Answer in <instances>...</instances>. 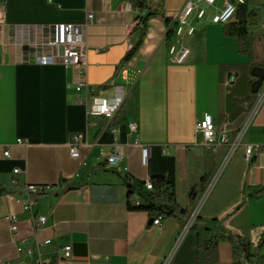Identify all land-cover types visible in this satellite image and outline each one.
<instances>
[{
  "label": "crops",
  "instance_id": "1",
  "mask_svg": "<svg viewBox=\"0 0 264 264\" xmlns=\"http://www.w3.org/2000/svg\"><path fill=\"white\" fill-rule=\"evenodd\" d=\"M188 1L197 0H148L150 10L159 14L149 19L142 46L120 70L133 42L134 11L127 0H7L0 5V186L13 192L0 196L1 261L16 264L18 246L31 242L32 213L17 201L27 184L51 186L38 196L34 213L48 216L39 236L52 243L40 253L54 264H164L166 259L167 264H197L198 232L238 233L250 239L252 249L257 246L264 233V99L190 223L228 149L207 150L197 133L200 119L211 115L221 122L228 113L234 136L248 115L243 106L248 82L258 91L255 102L264 83V0H244L262 14L250 55H240L236 39L224 36L223 24L211 22L224 8L219 0L202 5L206 17H190L195 32L185 44L191 53L185 62L171 63L167 19L172 21ZM61 24H88L85 75L59 60L36 61L44 52L38 44L53 38ZM248 65L257 66L253 73ZM232 72L239 78L230 89L226 78ZM81 81L98 88L100 96L125 98L122 114L111 124L118 129L124 156L114 166L107 165L106 157L115 135L110 128L88 125V108L77 103L87 98L76 89ZM77 133L83 137L75 158L70 143ZM247 145L260 148L251 160ZM155 174L166 175L177 187V213L160 225L148 212L127 205L129 198L141 199L137 186ZM125 177L135 185L131 196ZM69 183L78 186L67 189ZM194 186L200 190L191 201ZM142 190L148 192L144 185ZM9 214L18 217L17 237ZM66 245L73 249L68 258L62 257ZM214 264H234L228 241L219 243Z\"/></svg>",
  "mask_w": 264,
  "mask_h": 264
},
{
  "label": "built area",
  "instance_id": "2",
  "mask_svg": "<svg viewBox=\"0 0 264 264\" xmlns=\"http://www.w3.org/2000/svg\"><path fill=\"white\" fill-rule=\"evenodd\" d=\"M219 0H197L188 1L182 11H180L173 20L169 23V39L168 45V58L171 63H183L187 60L191 53V48L185 44V37L192 35L195 32V26L191 23L190 17L195 15L198 19L206 17V9L202 5L214 6ZM224 8L211 17V22L216 24L227 23L233 16L237 4L243 3L244 0H223ZM93 14L88 16V19H92ZM88 24L74 25V24H61L56 29L55 36L44 43H40L39 47L44 49V52H40L36 56V61L39 63H55L57 60L66 65H75L79 68L80 72L85 75L87 72V41H86V29ZM239 78V74L232 72L227 75L226 85L228 88H233ZM78 91H85L87 98L77 99L78 104H84L87 106L88 125L90 127H98V119L105 118L106 124L104 129H112L115 140L113 148L106 157L107 165L114 166L119 163L123 158V152L117 145L118 129L111 127L116 115L123 107L125 98L119 96H100L97 94L98 88L90 85L86 81H81L77 85ZM92 95V98H89ZM264 99V83L259 95V98L252 106L248 102H244V108L248 110V115L245 121L240 127L236 128L234 136H230L229 129H234V123L230 118V114L226 113L223 120L216 122L211 115H205L200 119L197 125V133L201 143L210 152L217 153L218 149L222 145L228 147L227 154L224 157L215 177L202 192L201 196L197 200V205L194 214L192 215V223L198 215V212L207 196L209 191L214 185V182L225 164L235 153L238 146L242 143L243 137L252 123L255 114L257 113L259 104ZM130 128L135 130L137 128L136 122H130ZM83 134L77 133L72 136L70 143V154L72 157H80L79 145L81 144ZM19 143H24L22 139L18 140ZM134 143L139 145V138H135ZM258 145L246 146V158L251 160L253 155L259 150ZM146 151V149L144 150ZM9 155V151L5 152ZM20 169H15V172ZM146 191L154 190L153 182L147 179L144 183ZM51 189L50 185H35L27 184L23 187L21 195L17 194V201L22 205L24 210L32 213V229L33 236L31 242L27 245H19L18 250L20 252V258L16 264H52V260L46 259L40 253V248L52 243V239H43L39 236L40 231L48 222V216L38 215L34 213V208L38 205V196L40 193L47 192ZM10 194V193H7ZM11 195V194H10ZM138 202V199L135 200ZM11 226L12 234L17 237L19 232L18 217L16 214H9L6 216ZM162 217L154 218V224L160 225ZM182 235L178 239L177 243L181 240ZM177 245V244H176ZM72 246L66 245L63 248L62 257L72 256ZM169 259H166L164 264L168 263ZM0 264H6L0 260Z\"/></svg>",
  "mask_w": 264,
  "mask_h": 264
},
{
  "label": "trees",
  "instance_id": "3",
  "mask_svg": "<svg viewBox=\"0 0 264 264\" xmlns=\"http://www.w3.org/2000/svg\"><path fill=\"white\" fill-rule=\"evenodd\" d=\"M7 0H0V5H4ZM134 11V24L132 26L130 35L133 37L131 47L128 49L122 58L117 70H120L133 56L138 52L147 33L149 19L158 15V11H152L149 8L148 0H127ZM261 9L250 7L246 2L238 3L232 18L222 25L224 36L235 38L237 41V51L240 55H250L253 47L254 32L261 20ZM170 23L171 19H167ZM169 36V34H168ZM257 66L248 65V70L253 73ZM263 67L264 66H260ZM249 80V78H248ZM253 81H249L248 94L245 101L249 106L252 105L256 98V89L253 87ZM231 94V93H230ZM246 110V109H245ZM123 112V107L120 109L114 123H117L119 116ZM105 118L98 119V127L101 129L105 126ZM128 186V193L131 196L134 193L135 185L130 182L128 177H125ZM154 190L143 192L142 186L145 181L140 183L137 188L141 194V199L136 202L131 198L128 199L127 205L130 210L146 211L153 217H167L173 216L177 213V187L174 181L169 180L166 175L155 174L152 175ZM207 181V175L203 177V184L201 190L204 189ZM66 183V180H62ZM78 184L69 183L67 189L76 188ZM200 190V189H199ZM198 188L193 187L189 193L191 201H195L198 197ZM3 192L12 194L11 190H7L0 186V196ZM43 194V193H40ZM195 230V227L192 226ZM197 250L198 258L197 264H214L218 260V245L221 241H228L232 248L233 263L234 264H264V233L260 237L257 246L252 249L250 239L238 233L230 234H210L201 235L197 234ZM54 264V263H52Z\"/></svg>",
  "mask_w": 264,
  "mask_h": 264
},
{
  "label": "water",
  "instance_id": "4",
  "mask_svg": "<svg viewBox=\"0 0 264 264\" xmlns=\"http://www.w3.org/2000/svg\"><path fill=\"white\" fill-rule=\"evenodd\" d=\"M264 81V76L262 77V79H261V82H263Z\"/></svg>",
  "mask_w": 264,
  "mask_h": 264
},
{
  "label": "rangeland",
  "instance_id": "5",
  "mask_svg": "<svg viewBox=\"0 0 264 264\" xmlns=\"http://www.w3.org/2000/svg\"><path fill=\"white\" fill-rule=\"evenodd\" d=\"M211 38V34L209 35V39Z\"/></svg>",
  "mask_w": 264,
  "mask_h": 264
}]
</instances>
